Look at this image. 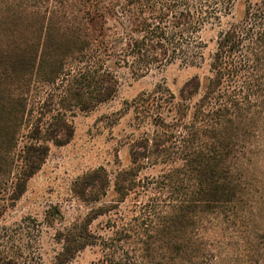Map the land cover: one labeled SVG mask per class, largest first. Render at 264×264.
<instances>
[{"label": "trees", "instance_id": "16d2710c", "mask_svg": "<svg viewBox=\"0 0 264 264\" xmlns=\"http://www.w3.org/2000/svg\"><path fill=\"white\" fill-rule=\"evenodd\" d=\"M207 63L118 112L127 164L73 182L88 211L56 230L49 264L89 248L100 264H264V0H0V264H46L38 220L2 223L72 118L114 101L124 74Z\"/></svg>", "mask_w": 264, "mask_h": 264}, {"label": "rangeland", "instance_id": "374dc122", "mask_svg": "<svg viewBox=\"0 0 264 264\" xmlns=\"http://www.w3.org/2000/svg\"><path fill=\"white\" fill-rule=\"evenodd\" d=\"M217 36L215 30L204 33L207 52L215 50ZM196 75L201 79L206 78L209 75V64L200 68H186L174 64L154 70L139 79H134L129 74L122 75L121 87L114 101L92 113L77 114L72 118L75 135L71 143L65 147L52 148L43 169L30 181L26 194L7 215L2 225L14 226L24 218L38 220L42 225L39 247L44 262L49 264L60 249L54 240L56 230L69 227L88 211L86 206L73 197V182L101 166L116 168L117 153L122 163L127 164L128 150L127 147L120 146V140L122 133L129 132L132 117L130 114L118 116V112L139 95L152 92L156 88L178 94L182 86ZM259 175L264 178V167L259 170ZM53 212H60L64 219L54 227H49L45 220L48 213ZM105 220L102 218L96 221L92 226L93 231L102 234ZM100 258L96 248H89L80 253L71 264H100Z\"/></svg>", "mask_w": 264, "mask_h": 264}]
</instances>
